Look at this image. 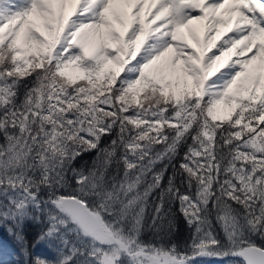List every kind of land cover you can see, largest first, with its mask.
<instances>
[{
    "label": "snow or ice",
    "instance_id": "snow-or-ice-1",
    "mask_svg": "<svg viewBox=\"0 0 264 264\" xmlns=\"http://www.w3.org/2000/svg\"><path fill=\"white\" fill-rule=\"evenodd\" d=\"M0 226L15 264H264V0H0Z\"/></svg>",
    "mask_w": 264,
    "mask_h": 264
},
{
    "label": "trees",
    "instance_id": "trees-1",
    "mask_svg": "<svg viewBox=\"0 0 264 264\" xmlns=\"http://www.w3.org/2000/svg\"><path fill=\"white\" fill-rule=\"evenodd\" d=\"M87 159V157H86ZM189 235V230L186 226L181 225L180 239L183 241L187 239ZM30 240L32 239V234L30 233ZM0 264H15L14 257L18 254V246H16L15 241L8 236L7 230L0 226ZM36 250L41 252L48 251L47 245H36ZM206 264H215L213 261H208Z\"/></svg>",
    "mask_w": 264,
    "mask_h": 264
},
{
    "label": "rangeland",
    "instance_id": "rangeland-1",
    "mask_svg": "<svg viewBox=\"0 0 264 264\" xmlns=\"http://www.w3.org/2000/svg\"><path fill=\"white\" fill-rule=\"evenodd\" d=\"M214 50V49H213ZM1 246V245H0Z\"/></svg>",
    "mask_w": 264,
    "mask_h": 264
}]
</instances>
